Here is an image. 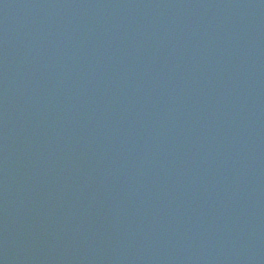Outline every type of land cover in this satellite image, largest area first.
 Returning a JSON list of instances; mask_svg holds the SVG:
<instances>
[{"label":"water","instance_id":"water-1","mask_svg":"<svg viewBox=\"0 0 264 264\" xmlns=\"http://www.w3.org/2000/svg\"><path fill=\"white\" fill-rule=\"evenodd\" d=\"M0 264H264V0H0Z\"/></svg>","mask_w":264,"mask_h":264}]
</instances>
